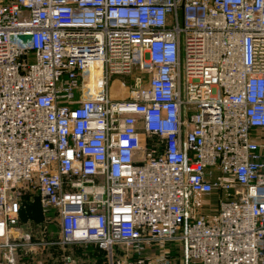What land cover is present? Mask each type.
<instances>
[{"label":"built area","instance_id":"2783aa9c","mask_svg":"<svg viewBox=\"0 0 264 264\" xmlns=\"http://www.w3.org/2000/svg\"><path fill=\"white\" fill-rule=\"evenodd\" d=\"M70 244L264 264V0H0V264Z\"/></svg>","mask_w":264,"mask_h":264},{"label":"rangeland","instance_id":"374dc122","mask_svg":"<svg viewBox=\"0 0 264 264\" xmlns=\"http://www.w3.org/2000/svg\"><path fill=\"white\" fill-rule=\"evenodd\" d=\"M139 74L140 72L138 68H135V70L127 76H113L110 79L111 97H126L133 84V79ZM204 203L206 206L204 207L202 214L206 216H214L218 207L217 199L210 201L205 200ZM45 217V227L47 229V235L45 234V238L49 241L58 242L59 229L55 213L52 210H49L48 213L45 214ZM117 250L119 251L121 248L119 247ZM169 250L170 254L173 253L172 263L177 264L178 261L181 262L182 248L177 245H172V250L171 247H169ZM158 251H156L155 254H150L149 252L145 253L142 256V264H157L162 258L160 257L161 253ZM170 254L168 257H172ZM67 256L72 257L75 264H107L105 252L100 251L94 244H70L66 246L51 245L45 246L44 248L38 247L31 253V255L25 252L21 253L18 262L19 264H62L63 258ZM130 261L136 264L137 257L131 256Z\"/></svg>","mask_w":264,"mask_h":264},{"label":"water","instance_id":"95a60500","mask_svg":"<svg viewBox=\"0 0 264 264\" xmlns=\"http://www.w3.org/2000/svg\"><path fill=\"white\" fill-rule=\"evenodd\" d=\"M18 38L23 44L29 40L28 36H21ZM12 39L14 38L12 37ZM135 88H138V85H136ZM18 216L22 223L21 229L24 234L31 236V228L28 226L31 223L35 224L43 235L46 234L47 229L45 227L44 214L39 196H34L30 201H22Z\"/></svg>","mask_w":264,"mask_h":264},{"label":"crops","instance_id":"0c3cea01","mask_svg":"<svg viewBox=\"0 0 264 264\" xmlns=\"http://www.w3.org/2000/svg\"><path fill=\"white\" fill-rule=\"evenodd\" d=\"M114 98H122V97H114ZM213 199H217L218 200V194L215 191L213 193L209 194V195L201 196V200H203V201H205V200L206 201H210V200H213ZM169 247H171V250H172V245L170 244V245L164 246L163 249H162V251H158L157 248H154L149 253L150 254L151 253H154L155 254V252L158 251L159 253H163V254H161L160 257H162L163 255H165V256L168 257L169 254H170ZM172 255H173V253L170 254V256H172ZM169 258L172 260L173 259V256L172 257H169ZM177 264H182V257H181V262L178 261Z\"/></svg>","mask_w":264,"mask_h":264}]
</instances>
